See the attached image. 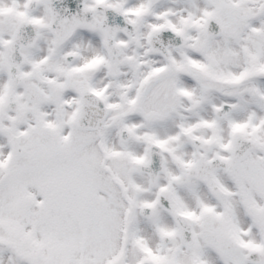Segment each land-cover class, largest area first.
<instances>
[{
  "label": "snow or ice",
  "instance_id": "6c2138e0",
  "mask_svg": "<svg viewBox=\"0 0 264 264\" xmlns=\"http://www.w3.org/2000/svg\"><path fill=\"white\" fill-rule=\"evenodd\" d=\"M0 264H264V0H0Z\"/></svg>",
  "mask_w": 264,
  "mask_h": 264
}]
</instances>
